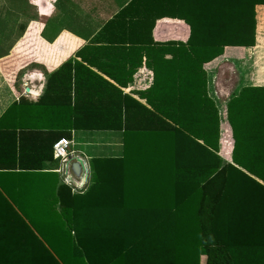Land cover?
Wrapping results in <instances>:
<instances>
[{
  "label": "trees",
  "instance_id": "obj_1",
  "mask_svg": "<svg viewBox=\"0 0 264 264\" xmlns=\"http://www.w3.org/2000/svg\"><path fill=\"white\" fill-rule=\"evenodd\" d=\"M167 3L158 14L182 19L189 33L165 43L167 79L151 65L154 81L139 94L175 125H123L120 108H106L98 124L75 105L69 128L120 130L122 154L92 157L83 193L60 185V211H28L33 224L21 219L20 227L0 224V264H264V86L243 87L228 101L234 143L232 162H222L203 68L225 46L255 44V5L264 0ZM70 22L51 18L41 36L51 42ZM183 99L187 122L201 121L197 132L178 125Z\"/></svg>",
  "mask_w": 264,
  "mask_h": 264
},
{
  "label": "crops",
  "instance_id": "obj_2",
  "mask_svg": "<svg viewBox=\"0 0 264 264\" xmlns=\"http://www.w3.org/2000/svg\"><path fill=\"white\" fill-rule=\"evenodd\" d=\"M26 1L0 0V224L19 227L21 219L28 223V211L62 207L57 191L60 185L69 186L53 155L54 142L67 140V151L84 161L86 174L79 181L83 191L69 187L72 194L91 185L92 157L122 154L120 130L69 128L75 105L87 106V116L98 124L106 108H120L123 125H175L139 93L154 81L151 65L157 77L167 79L171 52L165 43L185 41L189 33L182 19L158 14L168 9L167 0H47L48 10ZM25 3L34 7L32 12ZM59 15L71 22L49 42L41 31ZM259 17L264 20V4L255 5L253 46H225L222 54L203 64L206 93L217 110L222 162H232L234 143L228 101L243 87L264 86V24L260 41ZM124 80L125 86L117 83ZM184 100L178 103V125L197 132L201 121L195 117L187 122L191 106ZM163 110L171 112L164 104Z\"/></svg>",
  "mask_w": 264,
  "mask_h": 264
},
{
  "label": "built area",
  "instance_id": "obj_3",
  "mask_svg": "<svg viewBox=\"0 0 264 264\" xmlns=\"http://www.w3.org/2000/svg\"><path fill=\"white\" fill-rule=\"evenodd\" d=\"M69 142L65 139H59L52 144L53 155L60 160V164L62 169H60L63 182L71 188L72 192H82L83 191V182L76 183L72 180L69 175H65L64 173V160L66 158V154L69 153L67 151V147Z\"/></svg>",
  "mask_w": 264,
  "mask_h": 264
},
{
  "label": "water",
  "instance_id": "obj_4",
  "mask_svg": "<svg viewBox=\"0 0 264 264\" xmlns=\"http://www.w3.org/2000/svg\"><path fill=\"white\" fill-rule=\"evenodd\" d=\"M27 91L35 92L33 89L27 88ZM64 173L72 179L79 182L85 177L86 168L83 159L74 153H67L64 160Z\"/></svg>",
  "mask_w": 264,
  "mask_h": 264
},
{
  "label": "rangeland",
  "instance_id": "obj_5",
  "mask_svg": "<svg viewBox=\"0 0 264 264\" xmlns=\"http://www.w3.org/2000/svg\"><path fill=\"white\" fill-rule=\"evenodd\" d=\"M28 1H31V3H34L36 5V7L37 6H40L43 10H48L49 9V4L48 3H51V2H49L50 0H48V3H47V0H27L26 2H28ZM25 4L27 5V7H26L27 11L32 12L33 11L32 8H34V7H30L27 3H25ZM263 21L264 20L261 19V17H259V27H260L259 28V34H260L259 35V40L260 41L262 39L261 33L263 31V24H264ZM263 33H264V31H263ZM28 222L29 223H32L33 221L28 217ZM200 259L203 260L204 259V256H201Z\"/></svg>",
  "mask_w": 264,
  "mask_h": 264
}]
</instances>
